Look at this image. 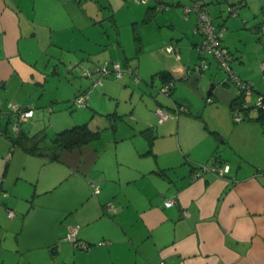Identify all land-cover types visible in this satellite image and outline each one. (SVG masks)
Instances as JSON below:
<instances>
[{"label":"crops","instance_id":"1","mask_svg":"<svg viewBox=\"0 0 264 264\" xmlns=\"http://www.w3.org/2000/svg\"><path fill=\"white\" fill-rule=\"evenodd\" d=\"M129 1L141 16L133 22L139 42L151 50L147 57L145 51L136 55L142 84L130 61L111 56L96 62L94 38L108 39L102 22L108 3L103 11L92 0H0V182L7 192L0 194V264H264V113L251 108L264 95V0ZM194 1L224 29L220 43L232 56L231 70L250 84L244 94L250 107L240 121L232 118L234 83L213 55L198 50L197 12L184 11ZM84 55L89 64H73ZM140 57L150 70L141 67ZM58 60H69L68 77L114 61L130 68L123 85L108 80V120L116 133L114 120H122L126 104L119 109L115 91L120 88L130 102L135 91L128 85L138 83L148 93L139 97V109L131 101L136 124H124L126 133L108 134L103 144H96L99 131L90 129L96 138L55 156L46 151L52 137L44 123L55 134L66 129H59L58 103L73 102L80 93H86L83 107L100 103L91 91L111 74L94 72L85 81L99 83L79 89L76 80L61 78ZM203 62L207 67L199 69ZM160 71L171 76L169 93L161 91L167 77ZM10 102L32 110L19 132L8 129ZM178 104L183 110H175ZM158 107L173 114L154 130L148 123L157 121ZM18 134H45L42 149L15 143ZM215 160L229 166L226 176L210 170L193 176L195 166ZM89 180L99 184L97 193ZM170 198L175 203L165 206ZM74 225L88 249L66 239Z\"/></svg>","mask_w":264,"mask_h":264},{"label":"rangeland","instance_id":"2","mask_svg":"<svg viewBox=\"0 0 264 264\" xmlns=\"http://www.w3.org/2000/svg\"><path fill=\"white\" fill-rule=\"evenodd\" d=\"M92 2H95L98 4V7L100 8V10H105V5H107L108 3V12H105V16L108 15V19H104L102 22L104 24L103 28H107L108 30V39L104 38L103 34L102 36L100 35L99 37L96 35L95 39V43L98 42V53L96 54L97 57L96 59H98L96 62L101 63L104 62L106 59H110L109 57H113L112 59H119L120 61L124 62V61H130V63L136 68L137 71V77L139 79L140 84H142L146 79L142 77V75L140 73H138V69H140V66L137 67L136 64H138V62L140 60H138V58L136 57V55L138 54H144L145 51V55L146 57L148 56V54H150L151 50H146L147 48L144 47L143 43H140L139 40H135L134 35L137 34V32L134 29V24L133 22L135 20L137 21H141V16H138V4H133V2L131 1H127V0H92ZM94 4V3H93ZM106 11V10H105ZM75 16L72 15V18H74ZM67 18V16H66ZM136 26V24H135ZM100 27V26H99ZM98 27V28H99ZM101 28V27H100ZM92 35V34H91ZM104 44H102V46H100V44L103 42ZM138 44H140V46L142 47V52L141 49H139ZM87 45H91V47H94L92 44H87ZM124 56H126L124 58ZM88 58V55H84L81 56L79 59L75 60V62L73 63L74 65H80L81 67H83L85 64H89L88 61L86 60ZM141 59V67L144 65L146 70H150V68L148 67L147 64V60H145L144 57H140ZM59 61V60H58ZM146 61V62H144ZM69 60H61L58 62L59 65H61V67H64V70L62 71V75L61 78L65 79V80H76V87L79 89H84L86 88V90L88 89V87L91 84V81L88 83L87 81H85V77L81 76V70L78 68L76 70H78V72H76V75L72 76L69 75L70 77H68L66 75L68 68L72 67V66H66L68 64ZM84 62V63H81ZM65 63V64H64ZM92 63V62H91ZM64 64V65H63ZM72 64V65H73ZM58 65V66H59ZM71 65V64H70ZM60 67V68H61ZM133 68V67H132ZM134 68V69H135ZM64 72V73H63ZM80 72V73H79ZM139 72H141L139 70ZM111 76V77H110ZM69 78V79H67ZM96 77H94L93 79H95ZM108 80H119L118 83L122 84V81L124 79H117L114 77V75L109 74L106 75L103 78V84L99 85L95 88H93V91H91V94H98V96H100L101 101L100 103H97L96 101L94 102V106H82V107H77L73 104V102L71 101H63L61 103H58L59 105H61L62 109L60 111H58L56 114L58 116H62V122L59 125V129H63V128H70L74 125H81L83 123H87L89 129L91 130H97L99 131V133L101 134V137L99 139V142H97L96 144L99 143H104L108 140V134H123L126 133L127 129H124V124H126V126L128 127H133V125L136 124L135 120L132 119L131 120V116H130V106H131V101L132 103H135L136 106H138L137 108L139 109V106L141 105V101L139 100V97L143 96V99H145V95L146 93H148V89L147 92L142 91L141 89H137L136 86L137 84L132 83L130 85H128L130 87L131 90L135 91V97L132 98L129 102V100H127V98L122 97V91L120 88H118V90L115 91V95H116V101L118 102L116 105H118L119 109L122 107V104H126L124 107V115L122 114V120H114V122L117 123V129L118 131L115 133V130L112 129V127L110 126V122L112 123V117L110 118V120H108ZM161 88V87H160ZM160 88L156 89V91L158 93H161ZM153 92V94H157L155 92V90H150V92ZM90 93V92H89ZM167 97V96H166ZM120 99V100H119ZM168 99V97H167ZM123 103H122V101ZM88 101V100H87ZM113 101V102H116ZM99 104V105H97ZM94 108V109H91ZM155 109H153L154 112ZM164 110V109H163ZM121 111V110H119ZM166 111V110H164ZM167 113H171L173 114V112H169L166 111ZM11 117L13 114H10ZM5 116V118L7 119V114L3 115ZM13 120H11L8 123V129L11 132V123L15 120V116L13 115ZM131 117V118H130ZM156 117V116H155ZM5 121V120H4ZM113 122V123H114ZM123 122V123H122ZM23 125V123H22ZM49 125V122L46 121L44 123L45 130L47 131V134H49L48 137H54L55 131L51 129V127L46 128V126ZM152 126L154 128V130L157 128V121L154 122H150L148 123V126ZM109 127V128H108ZM126 128V127H125Z\"/></svg>","mask_w":264,"mask_h":264},{"label":"built area","instance_id":"3","mask_svg":"<svg viewBox=\"0 0 264 264\" xmlns=\"http://www.w3.org/2000/svg\"><path fill=\"white\" fill-rule=\"evenodd\" d=\"M136 2H141L145 0H134ZM191 10H194L197 12V30L200 31L202 34V41L198 45V50L200 53H209L213 55L215 58L216 62L222 68L226 73L227 76L230 80V82L234 83L236 87V94H241L245 93L248 90H250V84L247 81L242 80L238 75H236L230 67V62H231V54L226 49L223 47L220 43V37L224 32L223 28H216L215 24L213 23L210 15L208 14L207 11H205L204 8L198 3V1H194L192 5L187 6L184 8V11L186 13L190 12ZM229 10L232 14L236 13V6H231L229 7ZM261 29H264V18H262L261 21ZM166 50L168 51H173V47L171 45L167 46ZM198 68H203L205 69L207 67L206 62H203L199 65H197ZM196 66V67H197ZM260 68L262 71H264V60H261L260 62ZM125 71H131L130 68H126L124 65L121 64V62L114 61L108 64H102L98 65L95 67V70H90L89 68H84L81 71V75L85 77H90L94 72L98 74V76H103L108 73H111L114 75L115 78L121 79L125 73ZM134 79L135 81H138L137 75L134 73ZM99 83V78L94 80L91 84L90 88H93ZM171 87V82L164 84L163 87H161V91L166 93ZM85 98H86V93H80L77 96L74 97L73 99V104L75 106H82L85 104ZM254 109H264V100H262V96L260 95L256 101L253 104ZM244 107H249L248 104H243ZM10 107V112L15 116V120L11 123V131L13 132H18L20 130V126L22 123L27 121V119L32 115V110L30 108L24 107L16 102H10L9 103ZM176 111H181L183 110L182 106H176L175 108ZM244 110H242L241 105H236L232 109V118L234 121H240L244 119L243 115ZM155 113L157 115V122L161 123L163 122L169 114L164 111L162 108L158 107L155 110ZM202 171H207L210 170L212 171L215 175L217 176H225L228 171H229V166L227 164L225 165H220L217 163H212V165L207 166V165H202L201 167ZM200 175V171H195L194 172V177H197ZM89 185L91 188V191L93 193H97L100 189L99 184L95 183L93 180H89ZM0 194L6 195L7 193L5 191L1 190V182H0ZM175 203L174 198H170L168 200L164 201L165 206H171ZM106 207H109L113 212L115 211L113 205L111 203L106 204ZM7 215L10 218H13L15 216V212L12 209H7ZM77 231H78V225H74L71 227L69 232L66 235V239L70 241L72 244L75 246H79L83 249H88L89 246L86 244V242H83L81 240L77 239ZM99 244H104L106 241H100L98 242Z\"/></svg>","mask_w":264,"mask_h":264},{"label":"trees","instance_id":"4","mask_svg":"<svg viewBox=\"0 0 264 264\" xmlns=\"http://www.w3.org/2000/svg\"><path fill=\"white\" fill-rule=\"evenodd\" d=\"M134 38H135V40H139L138 34L134 35ZM157 74L160 76L167 77L166 81H165L166 83L171 82V87H169V89L167 91V93H169L173 87V81L171 79V76L169 77V74L167 71H160ZM90 87H91V85H90ZM244 94L245 93L235 95V97L232 101V106H231L232 109L236 105H241L242 110H244V112L249 109L250 106L248 108L243 106L244 103L247 104L244 101ZM261 96H262V100H264V95H261ZM178 106H181V105L178 104ZM253 106L254 105H252L251 108H254ZM255 110L260 112V114L264 113V109H255ZM150 129H151V127L148 128V130H150ZM97 136H98V132L91 131L87 127L86 123H83L81 125H74L70 128H66V129H63V130L57 132L54 135V137L51 139L52 147L45 149V150L48 151L50 154L54 153V156H55L60 149H70L73 147L80 146L81 144L86 143V142L90 141L91 139L96 138ZM45 137H46L45 134H34L30 137H26V135H24V134H18L17 137L13 138V141L17 144L23 145L28 150H34V149L41 150L42 148H40L39 142H42L45 139ZM213 163L219 164V162L216 160ZM202 165L203 164L195 166L194 172L198 171V170L201 172L202 171L201 170ZM1 190L4 191L2 188H1ZM86 244L88 246H90L88 243H86ZM77 247H79V246H77ZM79 248H81V247H79ZM64 264H75V263H64Z\"/></svg>","mask_w":264,"mask_h":264},{"label":"water","instance_id":"5","mask_svg":"<svg viewBox=\"0 0 264 264\" xmlns=\"http://www.w3.org/2000/svg\"><path fill=\"white\" fill-rule=\"evenodd\" d=\"M50 251H51L52 254H55L56 251H57V245L52 246V248L50 249Z\"/></svg>","mask_w":264,"mask_h":264}]
</instances>
